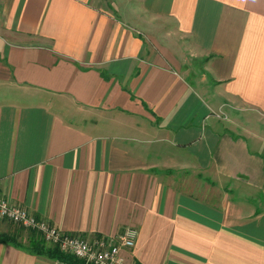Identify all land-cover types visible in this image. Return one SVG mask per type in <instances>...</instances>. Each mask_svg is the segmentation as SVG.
Instances as JSON below:
<instances>
[{
	"label": "crops",
	"instance_id": "1",
	"mask_svg": "<svg viewBox=\"0 0 264 264\" xmlns=\"http://www.w3.org/2000/svg\"><path fill=\"white\" fill-rule=\"evenodd\" d=\"M0 198L134 228L125 264H264V0H0ZM37 239L0 219V264H63Z\"/></svg>",
	"mask_w": 264,
	"mask_h": 264
},
{
	"label": "built area",
	"instance_id": "2",
	"mask_svg": "<svg viewBox=\"0 0 264 264\" xmlns=\"http://www.w3.org/2000/svg\"><path fill=\"white\" fill-rule=\"evenodd\" d=\"M0 219L21 226L37 234L45 244L80 260L82 264H125L122 249H132L137 239L134 228H126L116 239L104 237L85 240L77 235L63 233L46 221L36 218L28 210L11 205L0 198Z\"/></svg>",
	"mask_w": 264,
	"mask_h": 264
},
{
	"label": "trees",
	"instance_id": "3",
	"mask_svg": "<svg viewBox=\"0 0 264 264\" xmlns=\"http://www.w3.org/2000/svg\"><path fill=\"white\" fill-rule=\"evenodd\" d=\"M32 233L38 237L37 241H34L30 245V250L33 254L43 255L47 258L57 260L63 264H82V262L80 260L76 259L73 256H70V255H67V254L61 252L57 247H50V248L44 247V244H43L41 238L37 234H35L34 232H32ZM1 239L5 242L12 244L13 246H16V247L18 246L16 241L14 239L8 237V236H2Z\"/></svg>",
	"mask_w": 264,
	"mask_h": 264
}]
</instances>
